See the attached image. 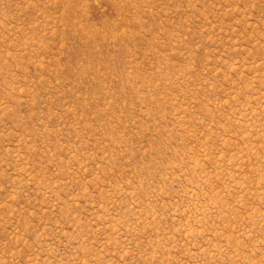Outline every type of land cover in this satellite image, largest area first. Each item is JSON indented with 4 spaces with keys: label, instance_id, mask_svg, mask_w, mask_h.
I'll use <instances>...</instances> for the list:
<instances>
[{
    "label": "rangeland",
    "instance_id": "rangeland-1",
    "mask_svg": "<svg viewBox=\"0 0 264 264\" xmlns=\"http://www.w3.org/2000/svg\"><path fill=\"white\" fill-rule=\"evenodd\" d=\"M0 264H264V0H0Z\"/></svg>",
    "mask_w": 264,
    "mask_h": 264
}]
</instances>
